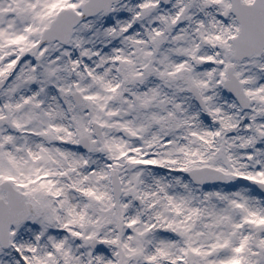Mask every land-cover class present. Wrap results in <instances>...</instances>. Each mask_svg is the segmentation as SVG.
I'll use <instances>...</instances> for the list:
<instances>
[{"label":"snow or ice","instance_id":"obj_1","mask_svg":"<svg viewBox=\"0 0 264 264\" xmlns=\"http://www.w3.org/2000/svg\"><path fill=\"white\" fill-rule=\"evenodd\" d=\"M0 264H264V0H0Z\"/></svg>","mask_w":264,"mask_h":264}]
</instances>
